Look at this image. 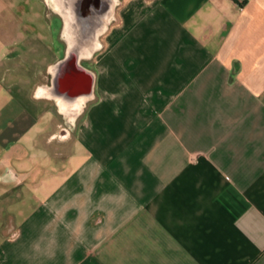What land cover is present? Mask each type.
Wrapping results in <instances>:
<instances>
[{
	"label": "crops",
	"instance_id": "1",
	"mask_svg": "<svg viewBox=\"0 0 264 264\" xmlns=\"http://www.w3.org/2000/svg\"><path fill=\"white\" fill-rule=\"evenodd\" d=\"M39 1L0 0V264H264V0H118L74 115Z\"/></svg>",
	"mask_w": 264,
	"mask_h": 264
},
{
	"label": "bare ground",
	"instance_id": "2",
	"mask_svg": "<svg viewBox=\"0 0 264 264\" xmlns=\"http://www.w3.org/2000/svg\"><path fill=\"white\" fill-rule=\"evenodd\" d=\"M117 1L52 0L63 18L67 50L52 69L53 85L45 93L57 101L62 112H79L90 96L92 76L81 61L100 48V35L113 18Z\"/></svg>",
	"mask_w": 264,
	"mask_h": 264
},
{
	"label": "rangeland",
	"instance_id": "3",
	"mask_svg": "<svg viewBox=\"0 0 264 264\" xmlns=\"http://www.w3.org/2000/svg\"><path fill=\"white\" fill-rule=\"evenodd\" d=\"M118 2V1H117ZM39 5H40V8L42 10V12L44 13V16H45V20H46V23L48 25H51V22H52V26H53V31H55V34L51 31L52 29L49 31L48 30V34L46 36V40H45V44H43V42L40 40L38 41V39H34L32 40L33 42H35L36 46L37 47H42L43 49L46 47L47 48V44L50 45V52L46 51L45 52H41L39 51V55H36L35 56V62H36V72L38 71V63H40L41 61H49V62H55L57 60H59L66 52V48H67V40H66V37L64 35V22H63V18L62 16L57 13V11L55 10V8L53 7V3H52V0H40L39 1ZM114 15V13H113ZM112 20L110 21V23L108 24L107 28L110 26V24L112 23ZM4 24H6L5 20H4ZM4 29H5V25H3ZM106 31L107 29L105 30V32L103 34L100 35V38H99V42L100 44L103 43L104 39H105V36H106ZM102 42V43H101ZM43 44L44 47L41 45ZM48 49V48H47ZM98 52V50H96L95 52H93L92 56L89 58V59H83L81 62L83 65L85 66H89V67H92L91 63H92V59L94 58V56L96 55V53ZM48 53V54H47ZM44 57L46 58H42L43 55ZM41 76H42V79L45 80V82H49L50 81V73H46V71H42L41 73ZM68 120L73 122V116L71 115H68ZM61 120V119H60ZM70 121V122H71ZM62 122V120H61ZM63 123H67L69 124L66 120H64L63 118ZM64 126H67V125H64ZM61 137V135H57V137ZM67 150H69V146H67Z\"/></svg>",
	"mask_w": 264,
	"mask_h": 264
},
{
	"label": "trees",
	"instance_id": "4",
	"mask_svg": "<svg viewBox=\"0 0 264 264\" xmlns=\"http://www.w3.org/2000/svg\"><path fill=\"white\" fill-rule=\"evenodd\" d=\"M239 7H243L248 0H233Z\"/></svg>",
	"mask_w": 264,
	"mask_h": 264
}]
</instances>
